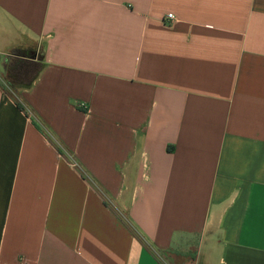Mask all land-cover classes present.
I'll list each match as a JSON object with an SVG mask.
<instances>
[{
    "label": "crops",
    "instance_id": "0c3cea01",
    "mask_svg": "<svg viewBox=\"0 0 264 264\" xmlns=\"http://www.w3.org/2000/svg\"><path fill=\"white\" fill-rule=\"evenodd\" d=\"M190 249L264 264V0H0V264Z\"/></svg>",
    "mask_w": 264,
    "mask_h": 264
},
{
    "label": "rangeland",
    "instance_id": "374dc122",
    "mask_svg": "<svg viewBox=\"0 0 264 264\" xmlns=\"http://www.w3.org/2000/svg\"><path fill=\"white\" fill-rule=\"evenodd\" d=\"M30 56L32 57V55H29L28 57L30 58ZM19 71H18V74L19 72L24 74V75H27L25 76V78H23L22 80H20L22 83V85H16L18 86L19 89L23 88V86L25 84H28L29 81L31 80V67L27 66L26 64L25 65H20L19 67ZM12 71L9 73L11 75ZM9 74H6L5 73V76H3V81L5 83V88H7L6 90L9 92V94L11 96H13L14 100H19V93H15L18 89L17 87H12V82L10 79V75ZM13 74V73H12ZM16 91H15V90ZM184 257L186 258H192L193 257V249H190L188 253H178V254H175L172 256H166L165 257V262L164 264H185L186 262H188L189 259H185Z\"/></svg>",
    "mask_w": 264,
    "mask_h": 264
},
{
    "label": "trees",
    "instance_id": "16d2710c",
    "mask_svg": "<svg viewBox=\"0 0 264 264\" xmlns=\"http://www.w3.org/2000/svg\"><path fill=\"white\" fill-rule=\"evenodd\" d=\"M19 66V64L17 63V64H15L14 65V68H15V66ZM15 103H16V105H17V107L21 110V111H23V112H26V108H25V106L23 105V103L21 102V100H15ZM36 124V123H35ZM37 125V124H36ZM38 126V125H37ZM39 128H40V126H38Z\"/></svg>",
    "mask_w": 264,
    "mask_h": 264
},
{
    "label": "built area",
    "instance_id": "2783aa9c",
    "mask_svg": "<svg viewBox=\"0 0 264 264\" xmlns=\"http://www.w3.org/2000/svg\"><path fill=\"white\" fill-rule=\"evenodd\" d=\"M168 18H169V19H173L174 16H173L172 14H169V15H168ZM84 108H85V105H84Z\"/></svg>",
    "mask_w": 264,
    "mask_h": 264
}]
</instances>
